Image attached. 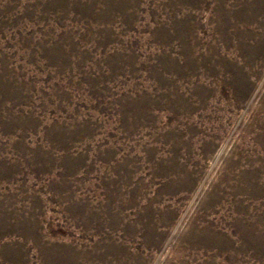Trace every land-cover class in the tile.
<instances>
[{
    "label": "rangeland",
    "instance_id": "obj_1",
    "mask_svg": "<svg viewBox=\"0 0 264 264\" xmlns=\"http://www.w3.org/2000/svg\"><path fill=\"white\" fill-rule=\"evenodd\" d=\"M0 264H264V0H0Z\"/></svg>",
    "mask_w": 264,
    "mask_h": 264
}]
</instances>
